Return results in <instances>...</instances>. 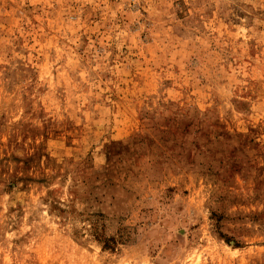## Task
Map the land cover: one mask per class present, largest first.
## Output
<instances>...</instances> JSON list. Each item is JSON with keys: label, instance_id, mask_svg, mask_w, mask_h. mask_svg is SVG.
<instances>
[{"label": "rangeland", "instance_id": "rangeland-1", "mask_svg": "<svg viewBox=\"0 0 264 264\" xmlns=\"http://www.w3.org/2000/svg\"><path fill=\"white\" fill-rule=\"evenodd\" d=\"M0 264H264V0H0Z\"/></svg>", "mask_w": 264, "mask_h": 264}]
</instances>
